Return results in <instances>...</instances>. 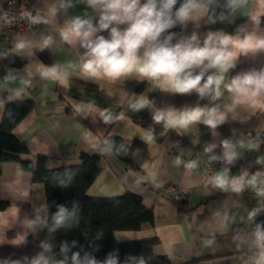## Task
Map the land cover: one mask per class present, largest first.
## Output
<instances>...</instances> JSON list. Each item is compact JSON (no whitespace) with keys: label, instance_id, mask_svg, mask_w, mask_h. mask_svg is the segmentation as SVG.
Wrapping results in <instances>:
<instances>
[{"label":"crops","instance_id":"0c3cea01","mask_svg":"<svg viewBox=\"0 0 264 264\" xmlns=\"http://www.w3.org/2000/svg\"><path fill=\"white\" fill-rule=\"evenodd\" d=\"M5 1L0 0V6ZM24 1L33 6L35 14L47 10L55 2ZM255 7L252 6L253 11ZM83 10L84 5H78L69 11V15L82 14ZM247 11L244 10L245 13ZM246 18V15L238 14L234 23L203 26L200 31L206 32L211 27L231 33ZM60 27L53 20L47 26L40 25L37 30L25 29L9 36L0 32V53L13 49L17 33L33 41L39 39L41 34H52L56 37L55 43L60 44ZM192 30L193 25L190 24L187 31L190 33ZM9 55L20 58L24 63L19 66L0 56V85L6 83L4 77L8 70L23 76L27 68L34 78L30 87L24 86L19 79L7 82V88L21 90L19 97L9 99L7 90L0 91V122L8 104L34 99L37 107L13 129V134L28 149V154L21 157L23 160L36 163L38 157H45L50 170L78 165L82 154L95 155L91 144L100 146L105 137L143 142L139 135L151 124V117L148 110L136 112L130 107L141 96L155 98L158 104L163 101L177 107L197 101L195 94L171 96L152 91L151 84L138 83L135 76L124 83H112L105 80L91 82L81 78L78 71L59 81L41 80L35 75L41 63L46 66L75 62L78 57L67 46L61 52L37 50L32 56L24 53ZM43 55L49 63L42 59ZM253 67H264V53L255 57H241L233 74ZM230 103L225 94L222 104ZM77 104L83 105L89 112L88 119L74 111ZM102 110H107L113 116L123 113L125 119L117 124L105 125L97 115ZM222 110L227 113V109ZM227 115L228 122L218 128L215 137L204 125H193L182 136L175 131L162 135L163 129L155 126L156 142L152 145L145 143L146 150L134 155V164L130 168L111 153L105 154L99 164L100 174L87 194L112 198L133 193L142 197L145 206L153 210L152 225H145L137 231H116L114 236L119 243L157 239L158 244L153 248L155 256L166 257L171 264H245L250 253L248 245L241 244V240L254 228V224L247 223L246 218L248 211L258 206V200L249 190L235 194L208 184L207 177L210 175L205 172L208 161L203 148L208 142L219 143L231 135L234 139H240L250 133L252 141L259 144V150L248 151L247 146L239 149L245 158L230 173L239 175L241 167L254 165L257 158L264 159V113L241 107ZM179 138L183 143L175 149ZM215 153L219 154L220 149L217 148ZM178 156L184 161L197 162L199 167L194 170H186L183 165L176 167L173 161ZM258 167L253 166L251 171L255 172ZM176 189L184 192L179 198ZM0 198L7 203V207L0 210V258L33 255L39 250L37 238L43 234L46 226L37 225L35 230H31L26 223L37 216L49 219L44 185L33 182L32 174L25 171L20 163L5 162L1 164ZM260 203H264V200ZM260 221H264V212L256 218V222ZM19 241L23 243L17 246Z\"/></svg>","mask_w":264,"mask_h":264},{"label":"clouds","instance_id":"9594fccd","mask_svg":"<svg viewBox=\"0 0 264 264\" xmlns=\"http://www.w3.org/2000/svg\"><path fill=\"white\" fill-rule=\"evenodd\" d=\"M78 5H84L82 14L69 15V11ZM253 5L256 6L254 11ZM245 9H248L246 13ZM238 14L247 18L231 33L211 27L206 32L200 31L203 26L234 23ZM22 16L31 25L47 26L56 20L61 26L58 33L61 43L56 44L52 34H41L33 41L17 33L13 49L0 56L6 58L13 53L32 56L37 50L61 52L67 46L78 57L75 62L63 64L45 66L41 63L35 73L41 80L59 81L77 71L81 78L91 82L124 83L135 76L138 83L151 84L152 91L171 96H197L194 104L180 107L163 101L158 104L150 96H141L131 104L133 111L148 110L151 117V124L139 135L146 144L156 142L155 126L163 129L162 135L175 131L182 136L191 126L204 125L215 137L218 128L228 122L227 113H235L241 107L264 113V67L233 74L241 57L264 53V0H55L43 12L37 11L33 15L31 11H25ZM190 24L193 30L189 33ZM177 27L179 32L172 31ZM33 78L34 74L27 68L23 76L8 70L4 77L6 83L0 85V91L7 90L9 99L19 97L21 90L7 88V82L19 79L24 86L30 87ZM225 94L231 101L229 105L222 104ZM204 101L207 103H202ZM222 109H227V113ZM74 111L85 119L90 117L81 104H77ZM97 115L105 125L125 119L123 113L113 116L107 110L99 111ZM102 145L91 144V148L101 155L111 152L118 156L130 154L128 146L117 145L110 137L105 138ZM245 146L248 151L259 150L255 141L234 139L232 135L219 143H205L203 154L208 163L223 165L207 177V183L224 192L240 194L249 190L255 194L258 206L248 211L246 218L254 228L243 237L241 244H247L250 253L245 264H264V221L256 222L258 215L264 212V203H260L264 200V159L257 158L254 165L241 167L239 175H230L235 162L245 158L239 150ZM217 148L219 154L215 153ZM173 164L176 167L183 165L186 170L199 167L197 162L184 161L179 156ZM255 165L260 167L252 172ZM61 186L67 184L61 182ZM78 210L77 204L71 209L64 204L57 205L48 232L55 233L78 224ZM37 225L48 226L47 217L37 216L26 223L31 230ZM22 243L17 242V246ZM38 247L31 256L0 258V264H120L113 253L103 260L98 259L77 240H63L58 245L41 240ZM77 248L79 250H73ZM139 264H144V260L140 259Z\"/></svg>","mask_w":264,"mask_h":264},{"label":"trees","instance_id":"16d2710c","mask_svg":"<svg viewBox=\"0 0 264 264\" xmlns=\"http://www.w3.org/2000/svg\"><path fill=\"white\" fill-rule=\"evenodd\" d=\"M172 31L179 32L180 28ZM3 58L11 63L16 62L19 66L24 63L12 55ZM42 59L49 63L44 55ZM36 107L34 99L21 100L6 106L3 120L0 122V178L2 163L18 162L25 171L32 174L33 182L44 185L49 219L48 226L37 240H48L54 245L63 240H77L98 259L103 260L109 253H113L118 257L120 264H139L140 259L144 260V264H171L168 258L155 256L153 248L158 244L157 239L130 243H119L115 239L116 231H137L145 225L153 224V210L145 206L142 197L133 193L112 198L91 197L87 194L100 174L99 164L105 154H82L78 165L63 166L54 170L48 169L45 157H38L36 163L21 158L28 154V149L13 134V129ZM110 138H113L117 145L124 144L129 147L128 156H118L111 152L128 168L133 167L134 155L145 151L147 147L138 140ZM102 142L100 146H103ZM61 182L67 186H61ZM60 204L69 209L74 204L78 205V224L50 234L48 227L51 226V215L57 211V205ZM6 207L7 203L0 198V210ZM55 250L58 252L59 248L56 247Z\"/></svg>","mask_w":264,"mask_h":264},{"label":"built area","instance_id":"2783aa9c","mask_svg":"<svg viewBox=\"0 0 264 264\" xmlns=\"http://www.w3.org/2000/svg\"><path fill=\"white\" fill-rule=\"evenodd\" d=\"M25 11H31L33 15H36L34 8L31 4L27 3L24 0H6L0 6V32L4 35H11L16 31H23L25 29L37 30L40 25H31L29 24L22 16V13ZM247 141H252L253 137L250 133H246L243 137ZM177 142L179 145L177 146ZM176 142L175 149H177L182 143L183 140L179 138ZM240 164V160L235 162V166ZM223 167L220 162H213L209 164L207 162L205 172L207 175H214L216 171L220 170ZM233 167V168H234ZM232 168V170H233ZM177 197L183 195L182 190H175Z\"/></svg>","mask_w":264,"mask_h":264}]
</instances>
